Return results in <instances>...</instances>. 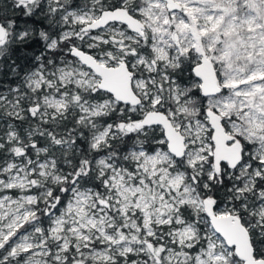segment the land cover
<instances>
[{
  "label": "snow or ice",
  "instance_id": "6c2138e0",
  "mask_svg": "<svg viewBox=\"0 0 264 264\" xmlns=\"http://www.w3.org/2000/svg\"><path fill=\"white\" fill-rule=\"evenodd\" d=\"M0 264H264V0H0Z\"/></svg>",
  "mask_w": 264,
  "mask_h": 264
}]
</instances>
